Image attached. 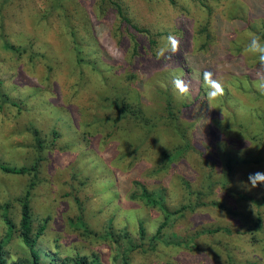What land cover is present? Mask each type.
I'll return each instance as SVG.
<instances>
[{
	"label": "rangeland",
	"instance_id": "obj_1",
	"mask_svg": "<svg viewBox=\"0 0 264 264\" xmlns=\"http://www.w3.org/2000/svg\"><path fill=\"white\" fill-rule=\"evenodd\" d=\"M98 1L0 0V165L24 169H0V236L2 217L18 226L32 179L42 248L113 264L100 237L111 221L135 244L127 264H264V202L250 201L264 185H247L264 171V65L244 51L252 36L264 43V0H118L128 22ZM204 71L222 96L206 98ZM134 180L168 210L193 206L169 217L161 241L149 237L163 211L134 196ZM6 247L22 251L16 236Z\"/></svg>",
	"mask_w": 264,
	"mask_h": 264
},
{
	"label": "trees",
	"instance_id": "obj_2",
	"mask_svg": "<svg viewBox=\"0 0 264 264\" xmlns=\"http://www.w3.org/2000/svg\"><path fill=\"white\" fill-rule=\"evenodd\" d=\"M98 2H99L98 4L102 3L104 5L111 4L110 6L114 9L117 16L121 19V21L128 22V18L125 16L123 8H121L120 6L121 2H119L118 0L117 2L114 0H99ZM132 27L135 29L137 28L135 25ZM139 30L148 32L146 28H139ZM135 112L136 113L133 114L135 118L140 119L142 125H144L142 119L143 117H141L142 115L140 114V112L138 111ZM166 115L169 118L171 117L174 118L173 113L171 112V110H169V108H167L166 110ZM184 144L186 146L187 142H184ZM177 148H175V150ZM169 156L170 155L168 154L167 159H169ZM225 167L227 172L231 170L230 158L226 160ZM0 169L4 171H8L10 173H20L24 171L23 168L9 167L6 165H0ZM29 170L33 172V176H34L36 173V161L30 166ZM133 182L140 187V192L134 195L135 197L142 199L145 205L157 206L163 211V219L157 224L154 233L149 237L151 241L152 240L161 241V239H164V237L162 236L163 235L162 228L168 224L169 217L175 213H180L181 210L185 207L188 208L190 207V209H192L193 206L191 204H186L179 206L174 210H168L162 204V196L159 190L149 192L144 188L143 185H141L136 180H134ZM33 185H34V181L31 179L28 182L22 196L19 198L18 226L14 227V223L7 216L2 217L5 229L3 234L0 236V264H100L94 253H92L91 255H86L83 253H79L77 251L74 254L62 253L61 251L58 250V245L56 244L53 245V249L41 247V245L39 244V237L42 234L44 228V224H43L44 222H40L35 228V230H33L31 227L29 194ZM250 201L253 204L259 205L260 202H264V197L261 198L260 200H257V202L256 200H250ZM211 204L216 207L224 208L218 202H211ZM75 219L76 221L74 222V224H76V227H82V229L86 231V229L84 228V223L81 221L80 215H77ZM253 223L257 229L261 227V218L259 215L255 216ZM219 229L221 228L214 227L211 229H206V231L215 232L218 231ZM223 230L225 232L229 231V229L227 228H223ZM137 233L141 238L144 235L143 227L141 225V222L139 221H138ZM15 236L18 238L20 242V247L22 246L21 247L22 251H20L19 255L16 256L15 258H11L9 255L10 252L7 250L6 246ZM100 237L102 239L108 240L110 244L113 245V250H114V254L112 255L113 264H127L126 261L127 253L135 247L133 239L131 238L127 230L125 228H120L115 230L113 229L111 221H107L106 227L103 229V233L100 235ZM191 239L192 237L189 240L191 241ZM180 243H183V241L180 240L173 241L174 245H179Z\"/></svg>",
	"mask_w": 264,
	"mask_h": 264
},
{
	"label": "clouds",
	"instance_id": "obj_3",
	"mask_svg": "<svg viewBox=\"0 0 264 264\" xmlns=\"http://www.w3.org/2000/svg\"><path fill=\"white\" fill-rule=\"evenodd\" d=\"M167 40L170 45L171 52H177L179 49V40L172 35H169ZM244 51L253 56H257L259 63L264 65V43H261L259 36H252ZM158 55H163V50H161ZM203 80L205 86L209 89L206 93V98L208 100H214L215 98L223 95L224 87L221 82L213 79L212 72L204 71ZM173 83L180 94L183 95L189 92V86L184 83L182 79L176 78ZM258 87L261 91H264V79L260 80ZM247 185L251 188L264 185V171L258 170L250 172L247 176Z\"/></svg>",
	"mask_w": 264,
	"mask_h": 264
}]
</instances>
